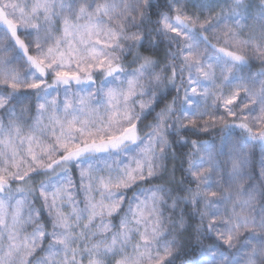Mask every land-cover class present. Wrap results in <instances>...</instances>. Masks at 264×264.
<instances>
[{"label": "clouds", "instance_id": "clouds-1", "mask_svg": "<svg viewBox=\"0 0 264 264\" xmlns=\"http://www.w3.org/2000/svg\"><path fill=\"white\" fill-rule=\"evenodd\" d=\"M0 13V264H264V0Z\"/></svg>", "mask_w": 264, "mask_h": 264}, {"label": "snow or ice", "instance_id": "snow-or-ice-1", "mask_svg": "<svg viewBox=\"0 0 264 264\" xmlns=\"http://www.w3.org/2000/svg\"><path fill=\"white\" fill-rule=\"evenodd\" d=\"M188 19L189 18L186 16H180V15L176 16V21L180 24L185 23ZM0 23L7 24L8 28L13 32V35H15V25L12 23V21L8 20L3 13H0ZM164 27L166 29L171 27L169 25V23L167 22V20H165V22H164ZM172 31L174 34H177V35L180 34V30L177 27H173ZM30 59H32L33 63L37 67H40V65L44 63L43 60H40L39 58H36V57H31ZM41 71H43V69H41ZM76 76H77V74L70 73L67 71H61V72L57 73V78L62 79V80L74 79V78H76ZM31 87L39 88V87H41V85L40 84H33ZM229 103H231V101H229ZM132 128H134V126H132ZM132 128L125 129L124 133L121 134L120 136H108L107 138H105L104 136H101L98 139L93 136L90 140L85 139V141L82 145H74V144H71V143L65 141L64 143L61 144V147H63L65 149L66 158L78 157L82 152L88 151V150L100 151V150H103L104 148H106L108 145H111L112 147H117L118 142L120 140H122V139H134L135 138L134 135L133 136L128 135V133L132 132ZM89 135L91 136L92 134H89ZM105 187H108V185L106 184Z\"/></svg>", "mask_w": 264, "mask_h": 264}]
</instances>
